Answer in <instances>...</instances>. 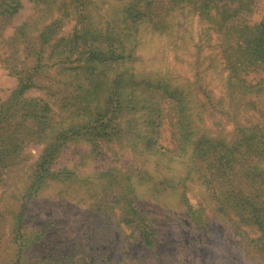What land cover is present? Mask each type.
I'll return each instance as SVG.
<instances>
[{
	"label": "rangeland",
	"instance_id": "374dc122",
	"mask_svg": "<svg viewBox=\"0 0 264 264\" xmlns=\"http://www.w3.org/2000/svg\"><path fill=\"white\" fill-rule=\"evenodd\" d=\"M159 2L0 0V264H41L44 255H77L70 241L77 234L89 239L103 264H115L130 242L126 263L156 264L141 257L145 250L137 257L132 230L117 219L119 204L133 199L131 183L139 186L141 174L143 179L159 176L156 158L144 146L157 123L149 108L160 105L165 114L175 108L167 98L150 102L144 85L177 90L188 120L183 127L191 137L236 147L244 132L253 131L264 142V70L251 67L250 74L235 75L228 57L238 34L227 30L229 25L221 27L223 13L237 6L244 7L240 23L264 22V0H231L204 10L203 0H164L169 15L163 28L152 20ZM110 39L125 49L124 63L93 55L98 46L109 48ZM238 79L241 85L258 84L256 91L235 86ZM22 84L28 85L20 93ZM113 98L120 102L117 129L103 139L77 136L85 131L77 123ZM161 129L160 140L169 141L173 133L177 138V125ZM248 157L264 191V152ZM46 159L53 161L44 178ZM182 182L189 206L170 190L140 187L144 205L158 211L174 264H264L255 242L259 233L222 213L201 180ZM228 184L252 190L255 182L234 178ZM99 204L101 210L87 218ZM200 217L206 221L203 228ZM38 237L42 243L33 245Z\"/></svg>",
	"mask_w": 264,
	"mask_h": 264
},
{
	"label": "trees",
	"instance_id": "16d2710c",
	"mask_svg": "<svg viewBox=\"0 0 264 264\" xmlns=\"http://www.w3.org/2000/svg\"><path fill=\"white\" fill-rule=\"evenodd\" d=\"M158 2L159 0H155ZM182 0H172V3L179 2ZM230 2L231 0H203V8L205 9H217L216 7L221 2ZM228 2V4H230ZM156 13L152 16V20L156 21L155 27L163 28L166 25L169 9L166 8L164 0H160L157 4ZM244 7L237 6L231 12L223 13V22L221 27L227 30H232L238 34L237 37V48L234 55H229L228 61L234 71L235 75H247L250 74L248 69L253 67L254 69L264 70V22L260 24L249 25L247 23H240L241 18L240 12ZM166 13V15H164ZM110 45L106 50L102 46L95 48L93 53L99 61H110L115 64L124 63L125 54L124 48H121V44L115 40H109ZM238 49V50H237ZM240 83H244L243 79L234 81V85L237 86ZM28 84H22L20 87V93H23L27 89ZM241 85V84H240ZM252 85H241L243 90H254L256 91L258 84ZM143 91H145L146 97L153 102L152 99L158 100L160 97L163 99H170L171 103L175 104L174 111L171 108V114H165L164 109L155 104H152V108L149 110L153 113L151 118L157 123L155 126L152 121L145 120V124H152L155 128L153 135L154 137L146 138L144 144L145 148L149 150V153L156 158L157 169L155 172L159 173L158 177L150 179L147 176L143 179V174L139 180V186L135 183H131L130 194L133 199H128L127 204H119V215L118 221L123 223L131 232V239L135 240V250L137 251V257L145 250V254H141V257L154 258L156 264H174L173 255L170 245L167 243V235L162 234L158 211L152 208H147L144 204L140 187L145 186L144 191H158L164 192L170 190L172 194H176L179 202L182 204H190L188 199L184 195L183 180L186 178H197L201 180L203 184L209 186L212 189V196L217 201L219 210L227 215L233 214L235 218L242 224L248 227L254 228L259 236L255 242L257 247L264 253V191L261 190L259 180L260 175L257 174L255 169H252L250 162H248L249 153H262L264 152V142L261 140L263 135L259 132H244L242 140L237 144L236 147H229L224 145L222 141L212 140L207 137L195 138V134H187L188 120L185 118L182 112V97L178 96V92L173 91L169 85L155 83L153 85H144ZM117 95V94H116ZM160 99V100H161ZM85 103H90L85 100ZM154 103V102H153ZM158 104V103H157ZM120 102L114 101V98L109 102V106L100 109L96 115L89 117L88 120H82L78 122L77 126L84 125V133L77 132V136H93L94 138L103 139L109 137L112 132L117 128L114 127V123L117 122V117L114 115L115 111L119 107ZM89 110V107H85ZM90 111V110H89ZM150 116V115H149ZM185 118V119H184ZM169 127L173 124L177 125L179 132L177 138L174 133L170 136V140H160L163 125ZM162 126V127H161ZM156 135H158L156 137ZM259 135V136H258ZM174 138V141H173ZM195 139V140H193ZM172 144L173 146H169ZM42 164V168L45 172L44 178L50 173L49 165L53 160L46 159ZM248 162V163H247ZM240 166L236 171L237 166ZM180 167H184V172L179 173ZM248 167V168H247ZM173 169L170 172V169ZM245 168V169H244ZM162 170H166L163 172ZM240 180L245 184L254 183L252 190L248 188H236L234 189L228 183L233 180ZM148 180L149 183H143ZM167 187L161 188L164 185ZM139 187V198L137 190ZM248 187V186H247ZM168 188V189H167ZM248 190V191H247ZM155 195V194H154ZM152 195L153 197H155ZM160 197V195H158ZM157 196V198H158ZM156 198V199H157ZM139 199V200H138ZM159 199V198H158ZM138 200V201H137ZM139 203V204H137ZM108 205V204H107ZM102 204L96 206L86 216L90 218L93 212L101 210ZM190 215L193 221L198 222V214L192 207H189ZM110 219V218H108ZM202 220L201 228L205 226L206 221ZM199 223V222H198ZM91 232V229L89 230ZM88 231V232H89ZM78 235V234H77ZM73 236L70 239L71 243H74L78 254L67 253L64 255H44L41 264H103L101 254L94 256L98 251L89 245L86 236L78 238ZM42 238L38 237L33 245H39L42 243ZM86 239V242H85ZM92 242V241H91ZM26 242L25 244H27ZM23 244V242H22ZM133 244V243H132ZM21 245V244H20ZM24 245V244H23ZM134 245V244H133ZM131 242L128 243V247L123 252V256L116 261L115 264H129L126 263L127 256L130 255ZM141 252V253H140ZM125 255V257H124ZM139 262V261H138ZM130 264H133L130 262ZM139 264V263H138ZM145 264V263H144Z\"/></svg>",
	"mask_w": 264,
	"mask_h": 264
}]
</instances>
